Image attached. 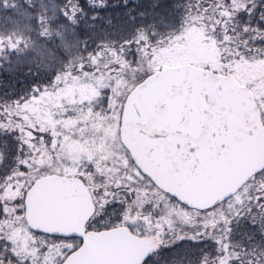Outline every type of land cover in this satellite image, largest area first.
<instances>
[{"label":"snow or ice","instance_id":"6c2138e0","mask_svg":"<svg viewBox=\"0 0 264 264\" xmlns=\"http://www.w3.org/2000/svg\"><path fill=\"white\" fill-rule=\"evenodd\" d=\"M49 2L58 46L0 34L56 65L0 101V264H264V0H188L166 33Z\"/></svg>","mask_w":264,"mask_h":264},{"label":"trees","instance_id":"16d2710c","mask_svg":"<svg viewBox=\"0 0 264 264\" xmlns=\"http://www.w3.org/2000/svg\"><path fill=\"white\" fill-rule=\"evenodd\" d=\"M187 2L188 0H127L125 3L124 0H109L110 6L99 10L103 19L94 23L105 26L104 20L111 19L114 27L123 26L126 30H131L135 26L152 24L157 31L166 33L179 26L181 17L185 14ZM4 3L5 0H0V34L21 35L25 39L30 38L37 46L45 43L48 47L59 45V41L55 38L53 41L40 40L36 34L35 19L27 14L39 10L41 4H44L51 15L49 0H32L35 6L33 9H28L25 0H7V7ZM129 10L130 15L135 17L134 20L129 19ZM141 13L143 15H140ZM55 70L56 65L49 70L44 68L43 64H40V57L31 49L19 56L15 53L10 54L9 60L0 57V101L16 98L37 80L53 75ZM238 225H247V221L241 219ZM232 238L245 246L256 242L255 239L247 240L238 226H234ZM184 243L186 242L177 243L174 248L162 249L158 255L161 259H171L172 252L183 248ZM154 264H160V262L154 261Z\"/></svg>","mask_w":264,"mask_h":264}]
</instances>
